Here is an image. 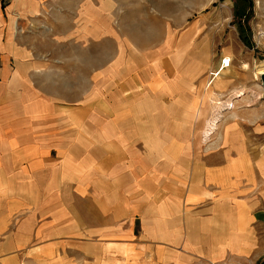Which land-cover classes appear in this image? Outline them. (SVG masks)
<instances>
[{
  "label": "crops",
  "instance_id": "crops-1",
  "mask_svg": "<svg viewBox=\"0 0 264 264\" xmlns=\"http://www.w3.org/2000/svg\"><path fill=\"white\" fill-rule=\"evenodd\" d=\"M18 10L9 18L0 3V264L264 260V153L240 145L227 160L225 148L213 168L209 150L195 155L177 123L196 99L176 56H154L137 80H104L134 94L118 103L99 93L98 60L87 59L78 72L90 73V92L60 98L43 83L42 55L10 45L7 25L26 19Z\"/></svg>",
  "mask_w": 264,
  "mask_h": 264
},
{
  "label": "rangeland",
  "instance_id": "rangeland-1",
  "mask_svg": "<svg viewBox=\"0 0 264 264\" xmlns=\"http://www.w3.org/2000/svg\"><path fill=\"white\" fill-rule=\"evenodd\" d=\"M0 3L9 18L16 17L18 8L26 17L19 26L10 21L7 29L11 40L7 41L13 50H30L32 46L36 54L42 55L40 59L50 64L41 70L43 83L50 85L48 91L57 97L77 99L80 91L88 94L90 73L78 70H86L87 59L94 64L97 58L99 93L108 94L118 103L121 97L134 94L120 93L123 82L106 88L104 82L108 78L117 82L126 80L130 74L137 80L139 72L156 55L159 59L173 55L180 75L187 77L194 88L196 103L188 116L190 121H183V117L177 123L180 130L186 127L189 130V139L199 150L195 155L202 160L201 154L209 150L210 158L205 161H210L213 168L215 162L226 161V155L227 160L233 158L234 148L240 145L244 155L250 156L252 144L259 156L264 153V97L256 73L264 66V0H0ZM92 17L98 23V35L91 30ZM45 33L49 37L41 38ZM226 57L230 58V65L212 75ZM160 65L168 67L164 61ZM79 75L82 82L77 81ZM179 111L180 117L185 114L184 110ZM162 139L168 141L170 137ZM232 181L235 179L226 176L220 184L226 183L229 188ZM247 184L244 178L238 186L243 185L245 190ZM259 192L264 194L263 176L259 178Z\"/></svg>",
  "mask_w": 264,
  "mask_h": 264
},
{
  "label": "built area",
  "instance_id": "built-area-1",
  "mask_svg": "<svg viewBox=\"0 0 264 264\" xmlns=\"http://www.w3.org/2000/svg\"><path fill=\"white\" fill-rule=\"evenodd\" d=\"M230 58L229 57H226V58H222L221 59V62L219 64V68L214 72L212 73V75H217L220 71H222L224 68L228 67L230 65Z\"/></svg>",
  "mask_w": 264,
  "mask_h": 264
},
{
  "label": "water",
  "instance_id": "water-1",
  "mask_svg": "<svg viewBox=\"0 0 264 264\" xmlns=\"http://www.w3.org/2000/svg\"><path fill=\"white\" fill-rule=\"evenodd\" d=\"M259 76H260L261 85L263 87L262 96L264 97V72H262L261 74H259Z\"/></svg>",
  "mask_w": 264,
  "mask_h": 264
},
{
  "label": "bare ground",
  "instance_id": "bare-ground-1",
  "mask_svg": "<svg viewBox=\"0 0 264 264\" xmlns=\"http://www.w3.org/2000/svg\"><path fill=\"white\" fill-rule=\"evenodd\" d=\"M264 62V61H263ZM262 64V63H261ZM264 66H262V68H263ZM258 68V67H257ZM262 68H258L257 70H256V73L257 74H261L262 72H264V68L262 69ZM208 134V133H207ZM210 134V133H209Z\"/></svg>",
  "mask_w": 264,
  "mask_h": 264
},
{
  "label": "trees",
  "instance_id": "trees-1",
  "mask_svg": "<svg viewBox=\"0 0 264 264\" xmlns=\"http://www.w3.org/2000/svg\"><path fill=\"white\" fill-rule=\"evenodd\" d=\"M238 9H239V6H238V8L236 9V12L238 11ZM259 264H264V260H262Z\"/></svg>",
  "mask_w": 264,
  "mask_h": 264
}]
</instances>
